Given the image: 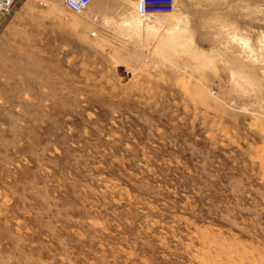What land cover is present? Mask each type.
Returning <instances> with one entry per match:
<instances>
[{
  "label": "rangeland",
  "instance_id": "1",
  "mask_svg": "<svg viewBox=\"0 0 264 264\" xmlns=\"http://www.w3.org/2000/svg\"><path fill=\"white\" fill-rule=\"evenodd\" d=\"M62 1L0 11V264H264V0Z\"/></svg>",
  "mask_w": 264,
  "mask_h": 264
},
{
  "label": "built area",
  "instance_id": "2",
  "mask_svg": "<svg viewBox=\"0 0 264 264\" xmlns=\"http://www.w3.org/2000/svg\"><path fill=\"white\" fill-rule=\"evenodd\" d=\"M139 17L148 20L159 15L174 13L177 7V0H134ZM92 0H63L62 4L74 13L84 12ZM15 4V0H0V11L9 12ZM96 35V32H93Z\"/></svg>",
  "mask_w": 264,
  "mask_h": 264
},
{
  "label": "crops",
  "instance_id": "3",
  "mask_svg": "<svg viewBox=\"0 0 264 264\" xmlns=\"http://www.w3.org/2000/svg\"><path fill=\"white\" fill-rule=\"evenodd\" d=\"M195 96V95H194ZM196 97H198V95H196Z\"/></svg>",
  "mask_w": 264,
  "mask_h": 264
},
{
  "label": "bare ground",
  "instance_id": "4",
  "mask_svg": "<svg viewBox=\"0 0 264 264\" xmlns=\"http://www.w3.org/2000/svg\"><path fill=\"white\" fill-rule=\"evenodd\" d=\"M200 89V88H199ZM238 259V258H237Z\"/></svg>",
  "mask_w": 264,
  "mask_h": 264
}]
</instances>
